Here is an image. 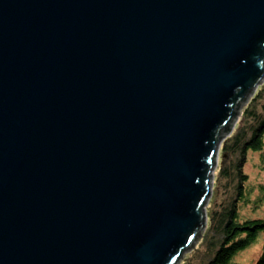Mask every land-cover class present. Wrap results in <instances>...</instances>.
<instances>
[{"label":"water","instance_id":"obj_1","mask_svg":"<svg viewBox=\"0 0 264 264\" xmlns=\"http://www.w3.org/2000/svg\"><path fill=\"white\" fill-rule=\"evenodd\" d=\"M263 83L264 0H0V264H177Z\"/></svg>","mask_w":264,"mask_h":264},{"label":"trees","instance_id":"obj_2","mask_svg":"<svg viewBox=\"0 0 264 264\" xmlns=\"http://www.w3.org/2000/svg\"><path fill=\"white\" fill-rule=\"evenodd\" d=\"M222 154L206 208L207 229L180 264H241L236 259L258 243L259 254L249 264H264V219L255 216L264 210V84L241 111L239 126L226 139ZM251 161L258 171L255 183L246 173ZM218 193L224 202L218 203Z\"/></svg>","mask_w":264,"mask_h":264},{"label":"rangeland","instance_id":"obj_3","mask_svg":"<svg viewBox=\"0 0 264 264\" xmlns=\"http://www.w3.org/2000/svg\"><path fill=\"white\" fill-rule=\"evenodd\" d=\"M260 88V87H259ZM243 105V104H242ZM241 105V106H242ZM237 113H238V111H236L235 110V112L233 113V116L234 115H237ZM240 118H241V113L240 114H238V118L236 119V123H235V125H234V128H233V130H232V133L238 128V126H239V123H240ZM233 121V120H232ZM232 121H230L229 122V124L225 127L226 129H227V131H229L230 130V128H231V124H233V122ZM231 132V131H230ZM231 133V134H232ZM221 136H222V132H221V134H220ZM225 138V140L223 141L224 143H225V141H226V139L227 138H229V136H225L224 137ZM222 142V143H223ZM224 143H223V145H222V148H223V146H224ZM255 158H257V157H255ZM223 160V154H222V152L220 153V155H219V158H218V162H217V168L215 169V171H214V173L213 174H211V177L213 176V178H212V180L211 181H209V186L211 187V189H210V193H209V199H208V201L210 200L211 201V199H212V193L214 192V185H215V175H216V172H217V170L219 169V167L221 166V164H222V161ZM257 163V162H256ZM256 163H255V165H256ZM246 173L248 174V175H250V179L252 180V182H254L255 183V181L254 180H257L259 177H258V171H257V169H256V166L254 167V161H251L249 164H248V166L246 167ZM218 199H217V201H218V203H222V202H224V198H221V197H223V195H222V193L220 194V193H218ZM209 201V202H210ZM206 217H207V215H205ZM255 216H257V217H260L261 219H264V210H262V211H258L257 213H255ZM205 233V232H204ZM263 239L262 238H260L259 240H258V242H261ZM196 243V242H195ZM254 246V247H253ZM195 247H196V245L192 248V250L193 249H195ZM260 249H261V243L259 244L258 243V245L257 246H255V244L254 245H252L247 251H245L244 253H242L237 259H236V262H239V263H241V264H249L251 261H253L257 256H258V254H259V251H260ZM185 255V254H184ZM183 255V256H184ZM182 256V257H183Z\"/></svg>","mask_w":264,"mask_h":264},{"label":"bare ground","instance_id":"obj_4","mask_svg":"<svg viewBox=\"0 0 264 264\" xmlns=\"http://www.w3.org/2000/svg\"><path fill=\"white\" fill-rule=\"evenodd\" d=\"M252 98H250L249 99V101L251 100ZM249 101H248V103H249ZM247 103V104H248ZM246 104V105H247ZM245 105V106H246ZM243 110V109H242ZM241 110V111H242ZM222 152V148H220V152H219V155H220V153ZM219 157V156H218ZM210 201V200H209ZM209 201L207 200V205L205 206V215H207L206 214V208H207V206H208V204H209ZM207 229V218L204 220V223H203V229L201 230V232L198 230L197 231V233H195V236L196 235H198L199 233L201 234V236L200 237H197V240H196V237H194V239H193V243L192 244H194V245H197L200 241H201V239L203 238V235H204V232H205V230ZM195 240H196V243H195ZM194 250V249H193ZM192 250H190V251H183L182 253H184L183 255V257L179 260V262L177 263V264H180L181 262H182V260L184 259V257H186L187 256V254L188 253H190Z\"/></svg>","mask_w":264,"mask_h":264}]
</instances>
